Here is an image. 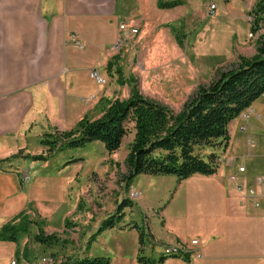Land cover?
<instances>
[{"label": "rangeland", "instance_id": "1", "mask_svg": "<svg viewBox=\"0 0 264 264\" xmlns=\"http://www.w3.org/2000/svg\"><path fill=\"white\" fill-rule=\"evenodd\" d=\"M181 1L173 8L163 9L158 6L159 0H118L119 18L105 21L113 30L119 25L116 47L110 48L111 56L106 63H96L88 74L85 68L81 71L80 81L85 89L101 88L103 95L79 96L72 105L63 107V103H68L60 100L59 108L55 104L58 112L52 113L54 108L47 106L49 102L36 109L34 100L27 107L28 97L17 104L12 101L14 93L21 95L32 84L18 83L16 92L2 94V101L11 100L2 102V109H7L0 129L16 125H22V129L0 131V170L15 172L21 189L18 195L8 199V206L2 211L0 230L9 226L18 230L14 233L15 240L0 239V264H68L84 256L107 257L109 264H137L138 234L127 229H135L136 224L143 226L146 237L150 235L147 219L162 223V205H166L178 187L177 178L138 174L127 184L124 177L128 174L126 157L134 135L133 123L129 124L120 147L112 153L99 141L66 148H60L59 141L51 151L41 140L77 131L80 121L98 119L110 102L129 98L133 89L179 114L184 102L195 95L199 86H208L220 72L236 66L241 56L251 58L256 53L259 37L264 34V14L260 16V28L254 32L250 30L253 23L250 11L258 0ZM122 24L125 29H120ZM131 29H136V33H131ZM75 38L71 35V39L76 41ZM92 70L104 82H98ZM33 109L37 112L31 114ZM24 110L23 115L19 114ZM238 116L244 121L250 117L261 119L260 113L250 107ZM229 136L231 139L230 132ZM254 137L249 139L248 146L263 142L264 131ZM235 141L232 146L236 148ZM229 145L230 140L225 149L205 147L199 154L214 152L218 172L224 166ZM245 171L244 165H237V173ZM263 179L261 175L256 181ZM228 180L242 198L255 208L261 207L264 191L257 185L244 182L236 174ZM194 181L196 178L188 183ZM251 187H254L253 196ZM123 198L130 199L133 206L123 209L122 221L117 227L92 237L100 222L116 212ZM253 199L259 202L258 206ZM37 234L52 235V242L36 240ZM145 240L150 242L148 238ZM148 243L143 244L142 251L144 255L154 253L151 256H158L160 250L163 252L169 246L188 253V245H200L196 238L186 244H161L157 249L154 245L147 247ZM195 255L202 257L200 252ZM178 256L183 255L170 257Z\"/></svg>", "mask_w": 264, "mask_h": 264}, {"label": "crops", "instance_id": "2", "mask_svg": "<svg viewBox=\"0 0 264 264\" xmlns=\"http://www.w3.org/2000/svg\"><path fill=\"white\" fill-rule=\"evenodd\" d=\"M117 2L0 0V128L7 109H2V102L11 99L17 104L28 97L27 107L34 100L36 109L49 102L47 106L54 108L52 113H56L55 104L58 103L59 108L60 100L68 103H63V107L72 105L79 96L104 94L101 88L86 90L80 81L81 71L85 68L88 74L89 68L96 63H106L111 56L110 48L116 47L119 25L113 30L105 21L119 18ZM18 83L33 86L21 95L14 93L11 99L2 101V94L16 92ZM250 108L260 113L262 120L250 117L244 121L237 116L229 123L231 153L227 152L224 157L223 168L213 175L195 174L177 182L178 187L166 205H162V223L147 219L150 231L145 237L150 242L144 240L147 247L154 245L157 249L161 244H186L193 238L200 242L197 247L188 245L190 250L183 256L167 257L163 264H264V198L261 207L255 208L230 186L228 180L230 175L236 174L239 179L264 191V179L256 181L258 176L264 175V140L257 141L254 147L248 146L249 139L264 131V95ZM25 110L19 114L23 115ZM36 112L33 109L30 113ZM21 127L16 125L0 131L12 132L16 128L21 131ZM234 141L236 148L232 146ZM237 165H244L246 171L237 173ZM192 178L196 181L188 183ZM17 179L15 172L0 170V225L8 199L21 192ZM127 230L136 232L132 228ZM197 252L202 257L197 258ZM160 255H163L162 250Z\"/></svg>", "mask_w": 264, "mask_h": 264}, {"label": "trees", "instance_id": "3", "mask_svg": "<svg viewBox=\"0 0 264 264\" xmlns=\"http://www.w3.org/2000/svg\"><path fill=\"white\" fill-rule=\"evenodd\" d=\"M181 0H159L160 8H173ZM250 13L253 23L250 30L256 32L264 14V0H258ZM262 21V20H261ZM256 53L251 58L240 57L236 66L222 71L208 86H199L195 95L184 102L179 114L156 102L142 97L136 90L125 100L115 99L93 121H80L78 130L62 137L49 136L41 140L54 150L59 141L60 148L80 147L99 141L109 153L116 151L133 123V139L126 157L127 184L138 174L173 175L178 181L194 174L213 175L218 168L214 152L199 154L202 148H226L230 140L228 125L245 109L264 94V34L259 37ZM133 202L123 198L115 213L104 218L92 237L102 231L118 226L124 217L123 209ZM138 234L139 252L137 264H163L170 256L152 258L143 254L145 238L143 226L134 225ZM18 230V229H17ZM14 227L0 230L1 240H15ZM36 240L46 244L53 236L37 234ZM68 264H109L107 257H77Z\"/></svg>", "mask_w": 264, "mask_h": 264}, {"label": "built area", "instance_id": "4", "mask_svg": "<svg viewBox=\"0 0 264 264\" xmlns=\"http://www.w3.org/2000/svg\"><path fill=\"white\" fill-rule=\"evenodd\" d=\"M212 8H214V5L212 6ZM125 25L122 24L120 25V29H125ZM131 33H136V29H131L130 30ZM92 76H94L96 78V80L98 82H104V79H102L99 75V73L96 71V70H92ZM240 170H243V168H240ZM251 194L253 196L254 194V187H251ZM253 202H254V205L255 206H258L259 202L256 200V199H253ZM193 244H196V241L193 240L192 241ZM186 253V250L185 249H182L180 247H177V246H169V247H166L165 249H163V254L164 255H167V256H172V255H184ZM199 256V255H198Z\"/></svg>", "mask_w": 264, "mask_h": 264}]
</instances>
